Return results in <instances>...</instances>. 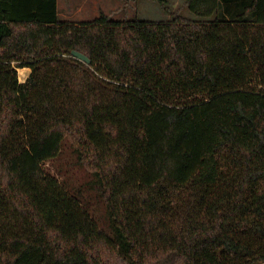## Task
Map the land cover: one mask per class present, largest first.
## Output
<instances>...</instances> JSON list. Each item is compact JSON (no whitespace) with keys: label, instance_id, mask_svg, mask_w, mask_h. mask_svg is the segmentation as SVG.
Masks as SVG:
<instances>
[{"label":"trees","instance_id":"16d2710c","mask_svg":"<svg viewBox=\"0 0 264 264\" xmlns=\"http://www.w3.org/2000/svg\"><path fill=\"white\" fill-rule=\"evenodd\" d=\"M152 1L0 0V264H264V0ZM65 142L102 225L45 166Z\"/></svg>","mask_w":264,"mask_h":264},{"label":"rangeland","instance_id":"374dc122","mask_svg":"<svg viewBox=\"0 0 264 264\" xmlns=\"http://www.w3.org/2000/svg\"><path fill=\"white\" fill-rule=\"evenodd\" d=\"M82 1L83 0H57L59 18L73 21L90 20L100 15L103 10L107 11L106 13L111 19L136 17L161 20L169 16L152 0H132V5L128 3V0H107L104 6L99 2L97 3V1L94 3L93 0H89L86 3H82ZM171 3L172 8H177L180 6L181 1L177 0L175 2L171 0ZM126 8H128V12ZM181 11L183 13H188V9L186 8H182ZM20 69L21 68H18V78L19 81H22L26 78L30 69L25 68L22 72L19 71ZM45 166L48 167L54 175L59 177L63 185L70 192H78L80 190L82 196L85 198L84 201L87 203L86 206L90 214L99 224L102 225L106 223V213L102 199L95 189H90L88 187L87 181L91 179V176L76 162L75 154L67 142L63 143L58 156L52 161H47Z\"/></svg>","mask_w":264,"mask_h":264},{"label":"water","instance_id":"95a60500","mask_svg":"<svg viewBox=\"0 0 264 264\" xmlns=\"http://www.w3.org/2000/svg\"><path fill=\"white\" fill-rule=\"evenodd\" d=\"M72 55L74 57H77L79 59H81L82 61L86 62V63H89L90 59L87 57V55L77 51V50H73L72 51Z\"/></svg>","mask_w":264,"mask_h":264},{"label":"crops","instance_id":"0c3cea01","mask_svg":"<svg viewBox=\"0 0 264 264\" xmlns=\"http://www.w3.org/2000/svg\"><path fill=\"white\" fill-rule=\"evenodd\" d=\"M87 1H89V0H83L82 1V3H86ZM96 1H97V3L99 2V3H101L102 4V6H104V4H105V2L107 1V0H93V2L94 3H96ZM134 1H136V0H134ZM173 1H177V0H173ZM133 1L132 0H128V3H131V5L133 4L132 3ZM127 3V2H126ZM97 9V8H96ZM130 10V9H129ZM126 11L128 12V8H126ZM107 11H105V10H103V13H106ZM126 12V13H127ZM107 14V13H106ZM127 19H130V18H127Z\"/></svg>","mask_w":264,"mask_h":264},{"label":"bare ground","instance_id":"6f19581e","mask_svg":"<svg viewBox=\"0 0 264 264\" xmlns=\"http://www.w3.org/2000/svg\"><path fill=\"white\" fill-rule=\"evenodd\" d=\"M24 69H25V68L23 67V68H21L19 71H21V72H22V71H24ZM26 69H28V68H26Z\"/></svg>","mask_w":264,"mask_h":264}]
</instances>
